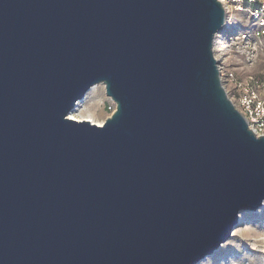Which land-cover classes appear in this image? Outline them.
<instances>
[{
    "label": "water",
    "instance_id": "1",
    "mask_svg": "<svg viewBox=\"0 0 264 264\" xmlns=\"http://www.w3.org/2000/svg\"><path fill=\"white\" fill-rule=\"evenodd\" d=\"M224 21L218 0H0V264H197L263 206ZM97 85L115 111L70 119Z\"/></svg>",
    "mask_w": 264,
    "mask_h": 264
},
{
    "label": "built area",
    "instance_id": "2",
    "mask_svg": "<svg viewBox=\"0 0 264 264\" xmlns=\"http://www.w3.org/2000/svg\"><path fill=\"white\" fill-rule=\"evenodd\" d=\"M218 1L223 7L225 21L223 32L214 39L213 54L218 62L221 84L224 88L226 82L229 91L225 92L248 129L255 136L264 137V73L259 78L238 79L235 71L226 65V60L233 55L251 60L258 52L264 54V0ZM244 24L252 31L244 30L241 27ZM217 49L224 52L221 57Z\"/></svg>",
    "mask_w": 264,
    "mask_h": 264
},
{
    "label": "rangeland",
    "instance_id": "3",
    "mask_svg": "<svg viewBox=\"0 0 264 264\" xmlns=\"http://www.w3.org/2000/svg\"><path fill=\"white\" fill-rule=\"evenodd\" d=\"M241 27L244 30L252 31L247 24ZM218 48L221 49V45ZM216 53L220 57L224 54L219 49ZM235 74L239 77L245 76L241 70ZM94 88L93 91L89 90L86 93L82 101L77 103L72 113L75 116L80 113L91 114L96 121L104 123L106 118L115 111V104L105 95L103 85H97ZM224 88L227 92L229 91L226 82ZM197 264H264V203L255 213L241 212L239 225L232 232L230 239L222 244L217 251Z\"/></svg>",
    "mask_w": 264,
    "mask_h": 264
},
{
    "label": "flooded vegetation",
    "instance_id": "4",
    "mask_svg": "<svg viewBox=\"0 0 264 264\" xmlns=\"http://www.w3.org/2000/svg\"><path fill=\"white\" fill-rule=\"evenodd\" d=\"M226 65L235 72L238 70L244 72L245 76L243 77H239L235 74L238 79H244L247 76L259 78L264 73V54L258 52L251 60L233 55L226 60ZM258 70H260V72H258Z\"/></svg>",
    "mask_w": 264,
    "mask_h": 264
},
{
    "label": "bare ground",
    "instance_id": "5",
    "mask_svg": "<svg viewBox=\"0 0 264 264\" xmlns=\"http://www.w3.org/2000/svg\"><path fill=\"white\" fill-rule=\"evenodd\" d=\"M95 88L92 87L90 89V91H93ZM77 106V105H76ZM75 110V109H74ZM73 110V111H74ZM72 111V112H73ZM71 117H75V119H72L74 121H77V122H89L93 125H96L98 127H102L104 123L102 122H98L95 120V118L93 117V115L89 114V115H85L84 113H80L79 115L75 116L74 113H71L69 118L71 119Z\"/></svg>",
    "mask_w": 264,
    "mask_h": 264
},
{
    "label": "snow or ice",
    "instance_id": "6",
    "mask_svg": "<svg viewBox=\"0 0 264 264\" xmlns=\"http://www.w3.org/2000/svg\"><path fill=\"white\" fill-rule=\"evenodd\" d=\"M71 119H75V117H71Z\"/></svg>",
    "mask_w": 264,
    "mask_h": 264
}]
</instances>
